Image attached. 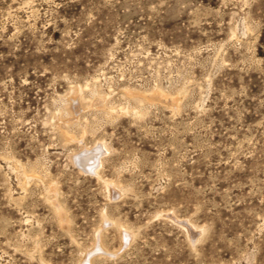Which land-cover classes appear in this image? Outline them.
Returning <instances> with one entry per match:
<instances>
[{
    "label": "rangeland",
    "instance_id": "rangeland-1",
    "mask_svg": "<svg viewBox=\"0 0 264 264\" xmlns=\"http://www.w3.org/2000/svg\"><path fill=\"white\" fill-rule=\"evenodd\" d=\"M0 264H264V0H0Z\"/></svg>",
    "mask_w": 264,
    "mask_h": 264
},
{
    "label": "bare ground",
    "instance_id": "bare-ground-1",
    "mask_svg": "<svg viewBox=\"0 0 264 264\" xmlns=\"http://www.w3.org/2000/svg\"><path fill=\"white\" fill-rule=\"evenodd\" d=\"M91 156H89V155H86L84 158H82L81 159V161H85L86 160V158H90Z\"/></svg>",
    "mask_w": 264,
    "mask_h": 264
}]
</instances>
